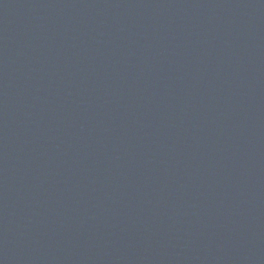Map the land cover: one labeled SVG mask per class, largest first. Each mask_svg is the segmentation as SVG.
<instances>
[{"label": "water", "instance_id": "1", "mask_svg": "<svg viewBox=\"0 0 264 264\" xmlns=\"http://www.w3.org/2000/svg\"><path fill=\"white\" fill-rule=\"evenodd\" d=\"M0 264H264V0H0Z\"/></svg>", "mask_w": 264, "mask_h": 264}]
</instances>
